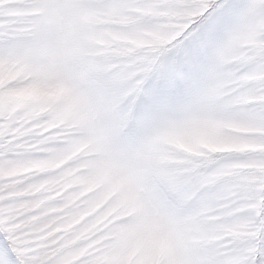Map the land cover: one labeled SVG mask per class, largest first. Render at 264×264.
<instances>
[{
  "label": "snow or ice",
  "instance_id": "snow-or-ice-1",
  "mask_svg": "<svg viewBox=\"0 0 264 264\" xmlns=\"http://www.w3.org/2000/svg\"><path fill=\"white\" fill-rule=\"evenodd\" d=\"M0 264H264V0H0Z\"/></svg>",
  "mask_w": 264,
  "mask_h": 264
}]
</instances>
